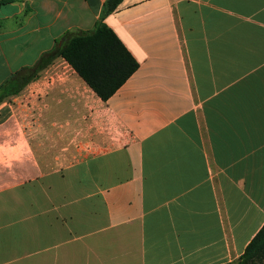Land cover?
Listing matches in <instances>:
<instances>
[{
  "label": "crops",
  "instance_id": "1",
  "mask_svg": "<svg viewBox=\"0 0 264 264\" xmlns=\"http://www.w3.org/2000/svg\"><path fill=\"white\" fill-rule=\"evenodd\" d=\"M106 0H0V85ZM106 101L55 58L0 104V264H227L264 226V0H122ZM64 41V40H63Z\"/></svg>",
  "mask_w": 264,
  "mask_h": 264
},
{
  "label": "trees",
  "instance_id": "2",
  "mask_svg": "<svg viewBox=\"0 0 264 264\" xmlns=\"http://www.w3.org/2000/svg\"><path fill=\"white\" fill-rule=\"evenodd\" d=\"M10 2L13 0H2ZM122 0H106L101 20L91 31L67 32L60 46L45 52L30 66L14 72L0 85V104L20 92L55 58H62L102 100L110 98L138 69L114 32L103 23ZM227 264H264V226L245 248L243 254Z\"/></svg>",
  "mask_w": 264,
  "mask_h": 264
},
{
  "label": "water",
  "instance_id": "3",
  "mask_svg": "<svg viewBox=\"0 0 264 264\" xmlns=\"http://www.w3.org/2000/svg\"><path fill=\"white\" fill-rule=\"evenodd\" d=\"M63 38L59 41V46L63 43Z\"/></svg>",
  "mask_w": 264,
  "mask_h": 264
}]
</instances>
